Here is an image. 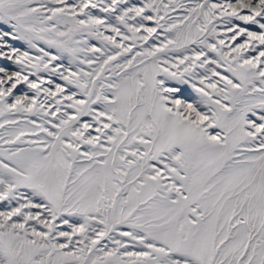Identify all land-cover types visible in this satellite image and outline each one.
<instances>
[{"label": "snow or ice", "instance_id": "1", "mask_svg": "<svg viewBox=\"0 0 264 264\" xmlns=\"http://www.w3.org/2000/svg\"><path fill=\"white\" fill-rule=\"evenodd\" d=\"M0 264H264V0H0Z\"/></svg>", "mask_w": 264, "mask_h": 264}, {"label": "rangeland", "instance_id": "2", "mask_svg": "<svg viewBox=\"0 0 264 264\" xmlns=\"http://www.w3.org/2000/svg\"><path fill=\"white\" fill-rule=\"evenodd\" d=\"M133 2H135V3H139L140 2V0H133ZM22 87V86H21Z\"/></svg>", "mask_w": 264, "mask_h": 264}]
</instances>
